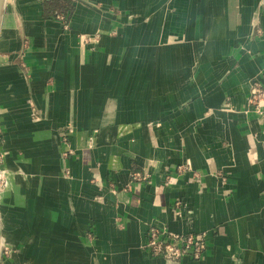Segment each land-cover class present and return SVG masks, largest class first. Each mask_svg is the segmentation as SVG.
I'll return each instance as SVG.
<instances>
[{"label": "crops", "instance_id": "crops-1", "mask_svg": "<svg viewBox=\"0 0 264 264\" xmlns=\"http://www.w3.org/2000/svg\"><path fill=\"white\" fill-rule=\"evenodd\" d=\"M53 4L0 19L2 264H264V0ZM151 229L206 249L172 263Z\"/></svg>", "mask_w": 264, "mask_h": 264}, {"label": "built area", "instance_id": "built-area-1", "mask_svg": "<svg viewBox=\"0 0 264 264\" xmlns=\"http://www.w3.org/2000/svg\"><path fill=\"white\" fill-rule=\"evenodd\" d=\"M248 102L254 113L264 117V87L257 80L250 84ZM149 238L146 248L153 255L161 256L172 263H177L184 257L199 260L206 249L205 232L165 234L163 231L151 229Z\"/></svg>", "mask_w": 264, "mask_h": 264}, {"label": "rangeland", "instance_id": "rangeland-1", "mask_svg": "<svg viewBox=\"0 0 264 264\" xmlns=\"http://www.w3.org/2000/svg\"><path fill=\"white\" fill-rule=\"evenodd\" d=\"M1 134V131H0ZM1 145V144H0ZM7 156L6 151L0 147V192L7 189L11 183H14L12 180L13 170H11L10 165L5 158ZM0 228H1V214H0ZM89 236V234H88ZM2 239V232L0 231V264H2L3 259L10 258V245L4 244Z\"/></svg>", "mask_w": 264, "mask_h": 264}, {"label": "water", "instance_id": "water-1", "mask_svg": "<svg viewBox=\"0 0 264 264\" xmlns=\"http://www.w3.org/2000/svg\"><path fill=\"white\" fill-rule=\"evenodd\" d=\"M4 1L5 0H0V19H1V15H2V9H3V5H4Z\"/></svg>", "mask_w": 264, "mask_h": 264}, {"label": "trees", "instance_id": "trees-1", "mask_svg": "<svg viewBox=\"0 0 264 264\" xmlns=\"http://www.w3.org/2000/svg\"><path fill=\"white\" fill-rule=\"evenodd\" d=\"M58 1H59V0H53V3H55V4H53L54 8L59 7V5L57 4ZM46 3H47V2H46ZM46 3H45V5H47Z\"/></svg>", "mask_w": 264, "mask_h": 264}]
</instances>
